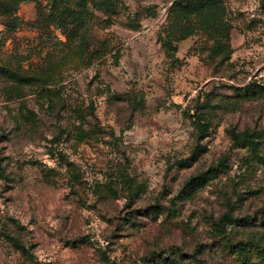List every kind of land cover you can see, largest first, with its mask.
<instances>
[{
  "label": "rangeland",
  "instance_id": "rangeland-1",
  "mask_svg": "<svg viewBox=\"0 0 264 264\" xmlns=\"http://www.w3.org/2000/svg\"><path fill=\"white\" fill-rule=\"evenodd\" d=\"M0 264H264V0H0Z\"/></svg>",
  "mask_w": 264,
  "mask_h": 264
},
{
  "label": "trees",
  "instance_id": "trees-1",
  "mask_svg": "<svg viewBox=\"0 0 264 264\" xmlns=\"http://www.w3.org/2000/svg\"><path fill=\"white\" fill-rule=\"evenodd\" d=\"M205 113L202 112L200 114L197 115L198 120L203 121L205 119ZM206 124L204 123V125H201L200 129L204 130ZM260 135L257 134H249V133H244L241 136H236V140L241 143H255V139L259 138Z\"/></svg>",
  "mask_w": 264,
  "mask_h": 264
}]
</instances>
